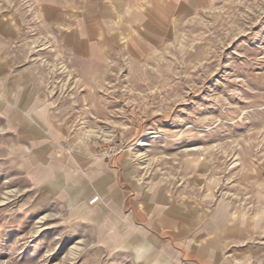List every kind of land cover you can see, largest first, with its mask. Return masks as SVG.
Instances as JSON below:
<instances>
[{
  "label": "rangeland",
  "instance_id": "rangeland-1",
  "mask_svg": "<svg viewBox=\"0 0 264 264\" xmlns=\"http://www.w3.org/2000/svg\"><path fill=\"white\" fill-rule=\"evenodd\" d=\"M56 44L34 24L11 40L0 34V74H34L64 122L65 150L93 152L209 209L260 193L243 188L264 185V0H210L155 45L116 47L107 62ZM4 132L0 264H200L172 260L159 239L139 240L136 255L120 215L106 222L68 200L10 155Z\"/></svg>",
  "mask_w": 264,
  "mask_h": 264
},
{
  "label": "crops",
  "instance_id": "crops-1",
  "mask_svg": "<svg viewBox=\"0 0 264 264\" xmlns=\"http://www.w3.org/2000/svg\"><path fill=\"white\" fill-rule=\"evenodd\" d=\"M209 1L0 0V34L11 40L22 25L34 24L56 45L107 62L116 47L155 45L178 16L195 13ZM33 77L0 74V121L12 157L40 168L55 188L64 186V197L85 202L89 214H105L106 222L120 215L125 237L136 240V255L144 245L139 240L159 239L156 245L172 260L180 254L193 255L200 264H264L263 184L244 186L260 192L252 198L248 193L238 203L219 200L209 209L203 201L194 204L162 186L146 185L128 168L93 152L65 150L64 122L52 102L38 94Z\"/></svg>",
  "mask_w": 264,
  "mask_h": 264
}]
</instances>
